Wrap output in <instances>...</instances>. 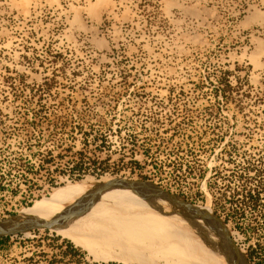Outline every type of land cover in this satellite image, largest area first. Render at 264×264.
Instances as JSON below:
<instances>
[{
  "label": "rangeland",
  "instance_id": "1",
  "mask_svg": "<svg viewBox=\"0 0 264 264\" xmlns=\"http://www.w3.org/2000/svg\"><path fill=\"white\" fill-rule=\"evenodd\" d=\"M120 176L209 207L264 264V0H0V220ZM5 237L0 264H138Z\"/></svg>",
  "mask_w": 264,
  "mask_h": 264
},
{
  "label": "bare ground",
  "instance_id": "2",
  "mask_svg": "<svg viewBox=\"0 0 264 264\" xmlns=\"http://www.w3.org/2000/svg\"><path fill=\"white\" fill-rule=\"evenodd\" d=\"M95 183L56 189L53 195L21 212L45 220L60 218ZM136 206L147 208H134ZM197 206L212 213L205 205ZM194 221L191 224L172 214L161 199L150 200L129 190L113 189L96 198L81 215L55 221L53 230L86 249L94 260L138 264H233L221 252V240L214 230L201 219Z\"/></svg>",
  "mask_w": 264,
  "mask_h": 264
},
{
  "label": "water",
  "instance_id": "3",
  "mask_svg": "<svg viewBox=\"0 0 264 264\" xmlns=\"http://www.w3.org/2000/svg\"><path fill=\"white\" fill-rule=\"evenodd\" d=\"M113 189L129 190L150 200L154 198L161 199L172 210V214L181 216L187 221H190L191 224L195 223L194 220L196 219L203 220L219 236L221 240V243L219 244L221 252L229 257L233 264H249L244 254L230 238L227 226L221 218L213 213L200 209L197 204L186 200L182 196L164 189L155 181L141 178H127L120 176L107 181L97 182L83 198L72 204V206H70L60 218L57 217L56 219L45 220L24 212L11 215L0 220V237H5L11 234L26 233L40 228L53 229V224H56L55 221L81 215L85 209H87V206H89V204H91L96 198ZM173 210H176L177 212H174Z\"/></svg>",
  "mask_w": 264,
  "mask_h": 264
},
{
  "label": "trees",
  "instance_id": "4",
  "mask_svg": "<svg viewBox=\"0 0 264 264\" xmlns=\"http://www.w3.org/2000/svg\"><path fill=\"white\" fill-rule=\"evenodd\" d=\"M4 238H6V237H0V241L3 240Z\"/></svg>",
  "mask_w": 264,
  "mask_h": 264
}]
</instances>
